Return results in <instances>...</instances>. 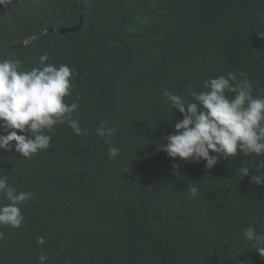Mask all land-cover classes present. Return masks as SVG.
<instances>
[{
	"label": "trees",
	"instance_id": "obj_1",
	"mask_svg": "<svg viewBox=\"0 0 264 264\" xmlns=\"http://www.w3.org/2000/svg\"><path fill=\"white\" fill-rule=\"evenodd\" d=\"M81 20L77 31L47 32ZM261 34L264 0H0V58L27 70L47 52L74 69L66 102L79 104L74 118L88 133L65 123L30 158L0 150V175L34 193L20 228L0 226V264H37L41 252L47 264H264L242 237L249 226L264 231V187L250 183L264 155L207 170L156 151L183 118L164 90L191 100L189 84L244 72L264 97ZM101 121L116 129L115 160L95 134Z\"/></svg>",
	"mask_w": 264,
	"mask_h": 264
},
{
	"label": "clouds",
	"instance_id": "obj_2",
	"mask_svg": "<svg viewBox=\"0 0 264 264\" xmlns=\"http://www.w3.org/2000/svg\"><path fill=\"white\" fill-rule=\"evenodd\" d=\"M264 36V34H261ZM39 66L23 69L18 59L0 58V150L15 152L30 158L41 150L49 149L56 126L65 124L77 135H87L74 113L79 104L66 102L72 94V78L75 70L66 64L58 67L49 63L47 52L38 58ZM191 100L164 90L167 108L178 111L183 118L175 123V131L165 134L162 143L157 141L156 151L164 152L173 160L206 162L212 170L221 159L228 160L237 154L264 155V97L253 95V84L246 73L228 72L203 82V89L187 86ZM231 94V96L229 95ZM115 127L101 121L95 134L108 146V156L115 160L121 149L113 145ZM251 169L247 163L236 172L250 176V183L264 187V160ZM173 174L181 178L179 165H173ZM195 197L198 188L187 185ZM34 193L18 191L8 183V177L0 175V226L20 228L24 221L21 205L32 200ZM246 244L264 258V231L257 232L249 226L242 229ZM4 233L0 231V239ZM37 244L45 245L43 236ZM63 251V249H61ZM49 257L41 252L37 264H47ZM65 264H72L71 258Z\"/></svg>",
	"mask_w": 264,
	"mask_h": 264
},
{
	"label": "water",
	"instance_id": "obj_3",
	"mask_svg": "<svg viewBox=\"0 0 264 264\" xmlns=\"http://www.w3.org/2000/svg\"><path fill=\"white\" fill-rule=\"evenodd\" d=\"M81 25H82V20H81L80 24H79L77 27H74V28H72V29H64V28H63V29H55V28H49V29L47 30V32H58V33H61V34H66V33H68V32H74V31L79 30L80 27H81ZM34 38H35V37H32V38L28 39L24 44L29 43V42L32 41Z\"/></svg>",
	"mask_w": 264,
	"mask_h": 264
}]
</instances>
